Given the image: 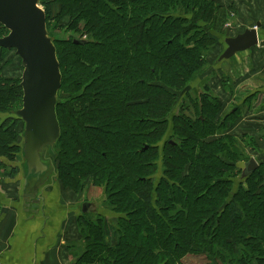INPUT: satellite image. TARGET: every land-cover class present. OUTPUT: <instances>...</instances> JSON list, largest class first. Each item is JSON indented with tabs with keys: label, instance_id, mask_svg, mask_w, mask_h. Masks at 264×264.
<instances>
[{
	"label": "trees",
	"instance_id": "trees-1",
	"mask_svg": "<svg viewBox=\"0 0 264 264\" xmlns=\"http://www.w3.org/2000/svg\"><path fill=\"white\" fill-rule=\"evenodd\" d=\"M55 2L61 11L52 19L46 14L63 76L57 181L77 193L87 178L102 184L111 210L101 213L112 218L80 214L86 249L74 264H189L190 256L208 264H264V161L241 179L239 164L250 160L245 151L256 149L255 140L227 134L244 106L224 113L209 87L195 98L189 87L206 72V52L226 36L232 5ZM66 17L69 23L61 26ZM8 34L0 25V38ZM185 93L194 116L176 113ZM23 95L21 78L11 82L0 75V112L14 118L0 123V185L18 172L14 166L7 173L5 161L23 162V121L15 115ZM170 119L173 141L165 138Z\"/></svg>",
	"mask_w": 264,
	"mask_h": 264
},
{
	"label": "water",
	"instance_id": "water-1",
	"mask_svg": "<svg viewBox=\"0 0 264 264\" xmlns=\"http://www.w3.org/2000/svg\"><path fill=\"white\" fill-rule=\"evenodd\" d=\"M40 5V0H0V25L9 32L0 38V48L14 50L23 67L21 87L25 95L15 115L24 122L20 146L25 210L35 212L57 182L56 147L61 138L57 108L63 81L56 46L48 32L47 14ZM259 27L225 38L226 48L218 62L258 46ZM74 43L85 44L82 40ZM259 168L260 164L251 158L244 164L241 179ZM91 208L90 203H85L82 212L87 214Z\"/></svg>",
	"mask_w": 264,
	"mask_h": 264
},
{
	"label": "crops",
	"instance_id": "crops-1",
	"mask_svg": "<svg viewBox=\"0 0 264 264\" xmlns=\"http://www.w3.org/2000/svg\"><path fill=\"white\" fill-rule=\"evenodd\" d=\"M225 3L228 6L234 4L244 21L245 30L260 26L257 29L259 44L243 53L241 62L244 60V79L236 80L234 88L228 91L217 80L222 77L226 63L213 68L211 74L214 78L209 79V82L211 90L221 98L223 104H230L233 90L237 91L244 86V99L238 105L247 108L240 119H244V135L255 136V142L260 146V151L252 154H259L258 157L262 155V159L257 158L261 162L264 161V0H226ZM237 56L236 60L241 58ZM233 60L227 64L232 66ZM203 82L207 84L205 80L201 84ZM225 107L226 105L224 110ZM238 128L242 130L241 127ZM19 169L21 180L14 184L17 190H12L16 195H0V203L4 206L0 213V264H71L67 240L73 236L78 225L80 213L76 209L79 211V206H73L74 210H71V206L63 203L59 197L60 186L57 181L52 184L48 197L42 199L38 212L31 208L25 210L21 165Z\"/></svg>",
	"mask_w": 264,
	"mask_h": 264
},
{
	"label": "rangeland",
	"instance_id": "rangeland-1",
	"mask_svg": "<svg viewBox=\"0 0 264 264\" xmlns=\"http://www.w3.org/2000/svg\"><path fill=\"white\" fill-rule=\"evenodd\" d=\"M55 1L56 0H40V3H41L40 6L45 11L46 10L50 11L51 19L57 13H59L61 11L59 3L55 2ZM223 1H224L223 5H226L227 4V3H225L226 0H223ZM226 6H228V5H226ZM236 12H238V13H236ZM62 21H63V23H61V26H66L70 21V17H66ZM54 22H55V20H51L52 25L54 24ZM223 29H224L226 36H224V37L220 36L219 42H217L214 49L206 52L207 57H208L207 58L208 59V65H206V67H205V68H207L205 74L199 76L189 86L190 87V94L194 98L196 96L202 94V93L208 92L207 91L208 87H209L208 90L211 92V94L213 93L214 96H217L216 93H214L211 90V86H210L211 83L209 82V79L214 78V77H212L213 75L211 74V72H213V68L215 66L218 67L220 65H223V63H226V65L224 67V70L226 72L224 71L222 77L217 79V80H218V83L223 84V87H225L228 91L231 88L235 87L234 84L236 83V80H239L241 78H242V80L244 79L243 78L244 77V60H243V63L241 62L242 57H244V54H243L244 52L242 54L241 53L238 54V56L241 57L240 59L236 60V57L232 58V59H234L232 66L227 64L228 62H230L231 59L228 61L220 62V63L218 62V59H220L219 58L220 55H222V53L225 51V48H226V44L224 43L223 38H225V37L226 38L236 37L237 35L244 33V30H245L244 29V21H242V17L240 15L239 11H237V9L235 8L234 4L232 5L231 10L228 12V21L224 24ZM57 33L59 35L58 37H61V38L64 37L63 29H61L60 31H57ZM84 38L86 39L87 36ZM22 73H23L22 63H21L20 58L16 55L15 51L9 52L7 50H2L0 48V75H1V77L4 80H9L11 82H15V80H18L22 77ZM206 73L210 74L208 78H206V75H207ZM203 80H205V82L208 80L206 82L207 84L209 82L208 86H207V84H204V82L201 84V82ZM61 97L63 99H67L68 95L64 92L63 95L61 94ZM181 98H180L181 99L180 103H177L176 108H178V111H176V113L180 114L182 111L183 113L187 112L188 115L191 114L194 116L195 110L193 109V105H192L189 97L186 96V93L182 94ZM243 99H244V86L242 88L238 89L237 91L233 90L232 99H231L230 104L224 103V105H226L224 113H229L234 108V106L238 105L241 101H243ZM246 108L247 107H245L244 109H246ZM179 109H181V111H179ZM9 118H12L11 114L0 112V123H2L4 120L9 119ZM12 119H14V118H12ZM242 121H241V119H239L237 121V123H235L232 127L229 128L227 134L234 135V136L237 135L238 137L244 135V126H242ZM252 125L254 127H256L255 124H252ZM238 127H241L242 130H239ZM23 130H24V122L20 123L18 126V132L20 134L23 132ZM173 131H174L173 122L171 120L169 123L168 131L166 133L165 138H167V136H168L170 138L168 140L173 141L172 140L173 139V137H172ZM247 136L256 141L255 136H253V137L251 135H247ZM20 140H21V137L19 138V142H20ZM238 142H239V140H238ZM170 143H172V142H170ZM255 144H256V142H255ZM259 147L260 146H257V144H256V149H254L253 147H248L245 151L246 155L250 159L254 157L258 163H259V160H257V158L262 159V155H260L259 157H258L259 154L254 156L252 154V152L257 153L256 151H260ZM243 149H244V147H243ZM5 162H8L7 164H9V167L6 170V171H8L7 173H9L10 169L13 168L14 166H15V168H17V171H18L17 174L15 175V177L9 178V177L4 176V179H3L4 181L2 182V185H0V195L2 194V195H5L4 197H9L10 196L9 194L16 195V193H12V190H17V186L14 184H17L19 179L21 180L19 167H20L22 162H21V160H19V158H18V161L6 160ZM239 165H241L244 168L243 162L240 163ZM160 171H161V169H160ZM1 173L2 172L0 171V174ZM239 180H240V177H239V179L236 178L234 190L238 186ZM9 182L11 184H9ZM59 186H60V190L58 192H59L60 199L63 201L64 204H68L69 206H71V210H74V207H76L78 205L79 211L77 209H76V211L78 212V214L79 213L82 214L83 213L82 212L83 205L85 203H90L92 205V208L90 210L92 211L91 214L93 216V220L98 219L99 215H97V214H100L101 216H103L107 220H112V218L110 217L109 214L103 215V213H101L103 211V209H106L108 211L111 210L110 204L107 201L105 188H104V186H102V184L96 185L92 181H90L89 178H87V179H85L84 183L80 184V186L82 188L78 191V193L75 191H71V189L70 190L66 189L65 186L63 185L62 181H59ZM10 190H11V193H10ZM2 204L3 203H0V213L4 209L3 208L4 206ZM80 214H79V217H80ZM71 215H72V218H75V216L73 214H71ZM80 231H81V229H80L79 222H78V225L75 228L73 236L70 237V239H68L70 241L67 240L68 245H74V242H77L75 245H79V247H74L72 249L71 246H68L66 244L68 246L67 249H68V253L70 255L69 258H70L71 264H73L74 262L75 263L78 262L79 261V258H78L79 255L82 253V251L84 249H86L85 242L82 241L83 238L81 236ZM101 256H102V254H101ZM185 260L189 264H208L209 263L207 261H204L203 258H201V259L200 258H194L192 256L186 257ZM192 262H194V263H192ZM105 263H106V261L104 262L102 260L99 264H105ZM82 264H85V263H82Z\"/></svg>",
	"mask_w": 264,
	"mask_h": 264
}]
</instances>
